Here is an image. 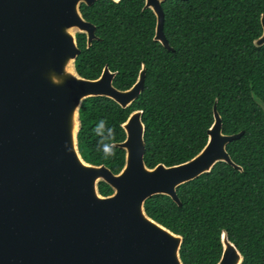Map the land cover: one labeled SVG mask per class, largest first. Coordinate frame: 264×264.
<instances>
[{"label":"water","instance_id":"95a60500","mask_svg":"<svg viewBox=\"0 0 264 264\" xmlns=\"http://www.w3.org/2000/svg\"><path fill=\"white\" fill-rule=\"evenodd\" d=\"M96 0H0V264H183L182 236L151 219L144 202L158 194L181 202L176 189L217 162L239 171L226 146L244 131L225 134L214 102L205 146L179 164L147 167L142 111L121 124L124 164L113 173L87 163L77 147L78 110L88 97H107L126 108L144 86L145 67L126 89L113 85L105 65L88 79L77 74L75 33L96 39L80 4ZM118 2L119 0H111ZM144 0L155 16L153 39L173 50L163 33L162 3ZM262 32L254 45L264 44ZM264 110V108H263ZM99 182L112 192L101 195ZM216 264L243 257L221 232Z\"/></svg>","mask_w":264,"mask_h":264},{"label":"trees","instance_id":"16d2710c","mask_svg":"<svg viewBox=\"0 0 264 264\" xmlns=\"http://www.w3.org/2000/svg\"><path fill=\"white\" fill-rule=\"evenodd\" d=\"M163 33L173 50L153 39L155 16L144 0H96L80 4L95 26L96 39L76 33L78 75L97 78L103 67L116 71L113 85L130 87L141 66L144 86L126 108L107 97H88L78 110V151L87 163L113 173L124 164L121 124L134 110L144 123V162L179 164L208 140L212 108L225 134L244 131L226 150L242 170L217 162L209 172L176 189L181 205L158 194L144 202L147 216L182 236L183 264H216L221 232L241 253V264H264V44L260 15L264 0H167ZM98 191L112 189L99 182Z\"/></svg>","mask_w":264,"mask_h":264},{"label":"rangeland","instance_id":"374dc122","mask_svg":"<svg viewBox=\"0 0 264 264\" xmlns=\"http://www.w3.org/2000/svg\"><path fill=\"white\" fill-rule=\"evenodd\" d=\"M73 32H74L75 34L77 33V31H76V30H74Z\"/></svg>","mask_w":264,"mask_h":264}]
</instances>
